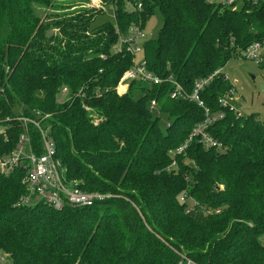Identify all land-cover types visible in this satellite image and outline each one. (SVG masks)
I'll return each instance as SVG.
<instances>
[{"label":"trees","instance_id":"trees-1","mask_svg":"<svg viewBox=\"0 0 264 264\" xmlns=\"http://www.w3.org/2000/svg\"><path fill=\"white\" fill-rule=\"evenodd\" d=\"M48 2L0 0V118L49 113L66 180L111 197L61 209L19 205L21 171L0 170V256L8 264H264V123L218 102L233 87L224 78L227 62L264 36V1L232 9L208 0H101L112 5L114 23H95L99 9L53 24L35 9ZM155 11L161 27L140 53L162 81L135 79L119 95L114 87L132 55L113 46ZM220 69L199 97L209 111L224 112L208 131L225 150L192 138L173 154L204 108L172 96L169 77L190 92ZM63 86L69 97L58 101ZM155 111L168 115L164 129ZM10 125L0 133V157L22 129L16 119Z\"/></svg>","mask_w":264,"mask_h":264},{"label":"built area","instance_id":"built-area-1","mask_svg":"<svg viewBox=\"0 0 264 264\" xmlns=\"http://www.w3.org/2000/svg\"><path fill=\"white\" fill-rule=\"evenodd\" d=\"M216 2L223 6L235 9L244 3H257L264 0H208ZM140 8L141 4L138 3ZM118 40L113 46L115 52L125 51L132 55V64L128 70L124 72L125 80H141L147 83H160L162 78L148 70L143 61H136V54L142 51V43L147 39V36L142 28L132 23L125 33L118 35ZM238 56L247 60L254 61L258 65L264 66V36L260 40L251 42L245 48L238 50ZM224 73L222 69L214 71L208 77L199 78L193 85L190 92H186L182 86L176 81L174 83V90L172 96L180 97L195 101L199 106L203 107V102L199 95L205 85L210 82L216 74ZM224 78L229 79V76L224 73ZM231 81V80H230ZM232 82V81H231ZM233 84V83H232ZM63 95H69L67 87L61 88ZM236 88L229 89L224 97L219 98L218 102L221 106L234 107L236 105L237 97ZM75 95H83L78 91ZM156 101L150 102V107H156ZM86 110L89 109L85 104L82 105ZM88 108V109H87ZM204 108V119L196 123L188 136L173 152V154L183 153L189 140L196 138L197 142L205 149H214L217 151H224L225 147L214 138L208 131V126L224 117L223 111L211 112L208 108ZM235 110L238 112L236 106ZM48 113L36 109L31 110V115H25L21 112L13 115H8L3 120L0 118V133H4L11 127L10 121L16 119L21 125V131L18 134L17 141L12 151L0 157V170L5 175L10 174L13 170L21 171V183L25 186V193L19 200V205L30 206L42 202L54 209H61L64 205L70 206H90L95 202L102 201L111 197L110 194L85 191L80 189L74 182L67 181L65 177V168L56 154V145L50 134V126L46 123ZM9 124L5 126L4 122ZM29 125H31L39 136V151L37 146H34L29 132ZM185 195L181 197L183 199ZM186 264H193L187 261Z\"/></svg>","mask_w":264,"mask_h":264},{"label":"rangeland","instance_id":"rangeland-1","mask_svg":"<svg viewBox=\"0 0 264 264\" xmlns=\"http://www.w3.org/2000/svg\"><path fill=\"white\" fill-rule=\"evenodd\" d=\"M35 9L45 22H49L51 24H53V21L58 18L73 15V13H78L81 10H88L93 13L95 10L99 9H102L104 13L97 16L95 23H101L104 21H110L114 23L115 21L112 5L104 6V4L101 3V0H49L47 6L36 5ZM134 24L142 28L140 24ZM161 24L162 17L158 11H155L147 19L146 24L142 28L147 38H156ZM48 33L58 35L56 28H51ZM122 52L124 53L125 51ZM141 59L142 54L137 53L136 61L138 62ZM128 69L129 68L126 70ZM124 72L120 76L117 85L114 87L116 93L119 95H122L127 91L131 82L129 80H125ZM225 72L236 88V105L239 114L247 115L250 113H255L258 119L264 123V68L256 64L254 61L233 57L227 62L225 66ZM68 97L69 95H63L61 90H59L57 93L58 101H63L64 99L66 100ZM88 107L89 109H87L90 111L91 107ZM155 114L160 118V125L164 129L168 123V115L159 111H155ZM0 263L8 264V260L5 255L0 256Z\"/></svg>","mask_w":264,"mask_h":264}]
</instances>
